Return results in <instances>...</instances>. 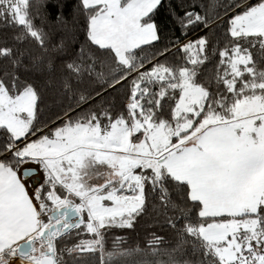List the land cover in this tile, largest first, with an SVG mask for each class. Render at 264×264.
I'll return each mask as SVG.
<instances>
[{"label":"snow or ice","instance_id":"obj_1","mask_svg":"<svg viewBox=\"0 0 264 264\" xmlns=\"http://www.w3.org/2000/svg\"><path fill=\"white\" fill-rule=\"evenodd\" d=\"M50 3L0 0V264H264V0Z\"/></svg>","mask_w":264,"mask_h":264},{"label":"trees","instance_id":"obj_2","mask_svg":"<svg viewBox=\"0 0 264 264\" xmlns=\"http://www.w3.org/2000/svg\"><path fill=\"white\" fill-rule=\"evenodd\" d=\"M56 2V0H51V3L49 4V8L47 9V11H50L53 13H55L54 8H52V3ZM61 2H63V0H61ZM177 2H179V0H177ZM201 0H197V3H200ZM73 7V4L70 2L68 3L67 7L65 8V14H69L71 12V9ZM197 10H200L199 8ZM182 14V11H181ZM55 20L50 19L49 20V24L51 25H55ZM165 31H168V28H165ZM171 34V33H170ZM175 35H180V31L177 28L175 33ZM197 33L196 32H191L189 34V39H194L196 37ZM83 36L80 37L81 40H83ZM148 225H146L143 221L141 222L140 226L137 228V230L135 232H129L126 236V239H131L133 241H135L136 243H141L144 239H146V233H145V228H147ZM111 236H109V241H111Z\"/></svg>","mask_w":264,"mask_h":264}]
</instances>
